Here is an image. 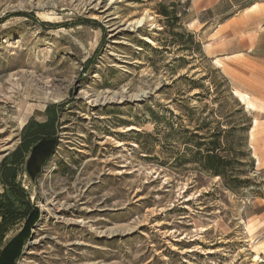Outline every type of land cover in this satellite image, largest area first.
<instances>
[{
  "label": "rangeland",
  "instance_id": "rangeland-1",
  "mask_svg": "<svg viewBox=\"0 0 264 264\" xmlns=\"http://www.w3.org/2000/svg\"><path fill=\"white\" fill-rule=\"evenodd\" d=\"M190 5L0 0V207L30 213L3 243L24 235L16 264H264V89L226 79ZM52 121L17 198L2 168ZM209 142L227 180L199 163Z\"/></svg>",
  "mask_w": 264,
  "mask_h": 264
},
{
  "label": "crops",
  "instance_id": "crops-1",
  "mask_svg": "<svg viewBox=\"0 0 264 264\" xmlns=\"http://www.w3.org/2000/svg\"><path fill=\"white\" fill-rule=\"evenodd\" d=\"M188 26L236 89H264V0H191Z\"/></svg>",
  "mask_w": 264,
  "mask_h": 264
},
{
  "label": "trees",
  "instance_id": "trees-1",
  "mask_svg": "<svg viewBox=\"0 0 264 264\" xmlns=\"http://www.w3.org/2000/svg\"><path fill=\"white\" fill-rule=\"evenodd\" d=\"M55 130V123L53 121L49 126L29 127L23 136L24 141L22 145L11 156L10 164L5 163L2 168V185L12 192L15 197L18 198V195L22 193L18 190V187H16L15 180L18 172L15 169L19 167L21 168L25 165L27 154L33 149V147L38 144L42 145L43 143L54 141ZM201 146H208L204 153L202 151H198L197 153L201 157L199 163L202 167L214 176H219L224 180H227L225 169L229 165L230 160L228 157L219 154V152H221L220 144L217 142H209L208 144L203 143L198 144L197 148L202 150L201 148L203 147ZM22 195L24 196L23 193ZM0 209V213L4 215L0 222V264H16V261L21 256L22 247L25 241L24 235H18L12 240V242L5 246H3V243L10 231V227L14 225L19 218L24 219L26 218L25 214L29 215L30 213L25 212L22 215L9 204L3 205Z\"/></svg>",
  "mask_w": 264,
  "mask_h": 264
},
{
  "label": "bare ground",
  "instance_id": "bare-ground-1",
  "mask_svg": "<svg viewBox=\"0 0 264 264\" xmlns=\"http://www.w3.org/2000/svg\"><path fill=\"white\" fill-rule=\"evenodd\" d=\"M242 96H243V95H242ZM242 99L246 101L248 107H250V108L253 107L252 102L250 101L249 97H245V96H244V97H242ZM256 123H257V122H256ZM256 123H255V124H256Z\"/></svg>",
  "mask_w": 264,
  "mask_h": 264
}]
</instances>
